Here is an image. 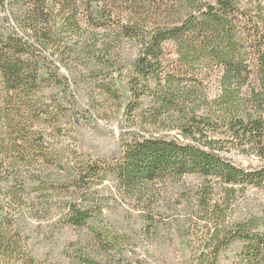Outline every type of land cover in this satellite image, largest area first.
<instances>
[{
    "label": "trees",
    "instance_id": "1",
    "mask_svg": "<svg viewBox=\"0 0 264 264\" xmlns=\"http://www.w3.org/2000/svg\"><path fill=\"white\" fill-rule=\"evenodd\" d=\"M107 1L0 0V12L21 34L11 28L0 36V264H43L26 251L18 222L28 206L26 186L47 194L52 165L71 183L65 222L72 227L101 213L91 196L112 178L139 208L147 233L165 219L176 225L189 251L183 264H223L221 256L237 243L242 248L232 264H264V205L258 214L233 218L249 188L264 193V0H175L170 9L153 0L149 14L157 21L146 15L127 25L111 21ZM108 21L116 24L113 31ZM88 22L102 34L85 37ZM122 42L136 51L126 66L116 49ZM74 52L111 72V80L125 73L124 103L114 84L99 87L121 111L115 162L68 168L48 152L51 141L41 126L57 119L51 131L59 136L63 123L79 117L74 95L66 99L74 77H84L72 65ZM46 90L62 97L46 103ZM92 236L93 253L76 255L74 264L108 262L121 243L109 232Z\"/></svg>",
    "mask_w": 264,
    "mask_h": 264
},
{
    "label": "rangeland",
    "instance_id": "2",
    "mask_svg": "<svg viewBox=\"0 0 264 264\" xmlns=\"http://www.w3.org/2000/svg\"><path fill=\"white\" fill-rule=\"evenodd\" d=\"M153 0H110L107 1L106 8L111 15V21L127 25L129 20L142 22L147 15V19L152 23L149 12L154 11L149 2ZM256 1V0H255ZM263 1V0H260ZM175 0H163L160 2L163 8L174 7ZM110 4V5H109ZM264 4V2H262ZM152 9V10H149ZM5 13L0 12V36H6L10 29H15L20 34L18 25L13 19L5 20ZM116 16V17H115ZM9 17V15H7ZM115 17V18H114ZM118 17V18H117ZM141 17V19H140ZM157 21V18H153ZM108 21L109 27L113 31L116 24ZM140 25V24H139ZM101 29L92 25L91 22L82 25V32L87 36L94 37L101 35ZM101 33V34H100ZM21 35V34H20ZM69 47V44H67ZM72 51L76 50L73 45ZM121 65L126 66L134 60L136 56L135 46L132 43L122 42L117 47ZM169 50L170 47H168ZM73 67L79 66L84 77H74L73 86L70 91H66V99L77 100V115L74 123L65 125L66 129L62 135L52 136V129L56 128L57 119L51 118L41 126V131L50 140L51 149L48 152L61 156L62 166L73 167L79 161L91 162L106 160L115 162L120 157V134L124 129L120 117V108L114 100H107V94L100 96V86H112L123 94V103L126 101L125 93V73H117L116 79L111 80V72L93 64V62L77 59L74 52L72 57ZM62 75L70 77L61 64L54 62ZM81 64V65H80ZM73 68V69H74ZM41 74H45L44 70ZM45 102L52 96L62 97L60 90H46L44 93ZM59 94V95H58ZM3 86L0 78V117L2 113ZM71 122V121H70ZM45 137V136H44ZM46 138V137H45ZM49 167L47 184L49 189L47 194L40 193L37 186H26L25 195L28 198V206L25 212L19 217L20 227L27 238L26 251L31 254L35 261L43 264H74L76 255L81 253H93V231L103 234L109 232L121 238V243L112 251V259L102 264H183V260L188 257V249L185 247L186 240L181 239L176 232V225L168 223L159 225L155 232L147 233L144 228L145 223L139 214V208L134 207L116 191V185L112 178L97 186L91 196L95 197L92 203H99L101 213L94 216L90 223L81 228H75L65 222L67 206L72 201V196L65 192L71 183L61 181L59 171L56 167ZM66 174L67 171H66ZM66 176V175H65ZM64 176V177H65ZM192 180L188 179V182ZM71 193V190H68ZM98 201V202H95ZM264 205V193L256 189H248L245 196L235 205L233 218L241 219L250 214H258ZM33 207V208H32ZM37 207V208H35ZM179 214L183 213V206L178 207ZM166 215L172 214L168 209ZM240 244H235L230 250L221 256L223 264H232L235 254L241 250Z\"/></svg>",
    "mask_w": 264,
    "mask_h": 264
}]
</instances>
